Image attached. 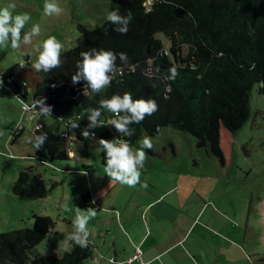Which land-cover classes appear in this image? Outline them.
Masks as SVG:
<instances>
[{
  "label": "trees",
  "instance_id": "16d2710c",
  "mask_svg": "<svg viewBox=\"0 0 264 264\" xmlns=\"http://www.w3.org/2000/svg\"><path fill=\"white\" fill-rule=\"evenodd\" d=\"M110 1L111 11L133 14L126 35L116 32L117 25L108 20L93 30L80 27L84 44L63 53L60 68L37 72L40 80L31 97L28 81L20 86L14 75L0 73L10 82L14 95L27 101L44 98L52 109L51 121L44 117L36 130V135L48 134L47 142L36 150L37 161L69 160V154L61 149L62 130L72 123L85 128L89 123L86 109L98 108L102 99L114 94L131 92L134 100L153 99L158 105L157 112L132 125L134 136L121 135L132 146L144 135L154 137L171 127L193 135L198 147L224 166L222 129L237 134L250 118L254 87L258 85L264 95V0H152L150 11L146 0ZM160 33L168 39L169 50L156 37ZM91 48L126 53L128 62L137 65L135 72L125 67L124 75H116L111 87L84 95L85 82L74 85L72 75L80 52ZM117 65L122 66L119 59ZM172 67L179 75L165 80ZM114 118L102 110L100 119L106 125ZM112 128L104 126L99 140L111 141ZM80 142L88 145L92 139L82 135ZM146 151L154 155L153 150ZM102 158L106 163L104 150ZM57 185L55 182L49 189L42 176L29 168L19 173L13 192L20 200L35 201L47 198ZM54 227L50 217L35 215L33 228L1 234L0 264H84L93 251L90 244L85 249L73 246L62 256H32L31 250Z\"/></svg>",
  "mask_w": 264,
  "mask_h": 264
},
{
  "label": "rangeland",
  "instance_id": "374dc122",
  "mask_svg": "<svg viewBox=\"0 0 264 264\" xmlns=\"http://www.w3.org/2000/svg\"><path fill=\"white\" fill-rule=\"evenodd\" d=\"M150 1L146 0L147 3ZM57 2L64 9L63 13L60 16L48 17L43 12L45 0H0V7L10 3L16 5L13 16L24 13L31 16V20L25 26V32L30 31L33 24H39L41 28L40 35L34 37L30 45H22L19 50H13L9 43L7 48H0V72L6 77L9 74L14 75L20 86L26 81L21 79L23 77L19 76L20 73L26 72L25 68L30 61L35 63L44 40L49 36H55L64 45L62 54L82 46L84 37L80 27L93 30L102 25L107 21V15L112 8L110 0H57ZM156 37L163 42L164 48L169 50V41L165 35L160 33ZM184 53H187V48L184 49ZM24 55L33 58L26 66H23L26 62ZM22 61L23 64L20 65ZM36 80L37 78L35 82ZM28 82L31 97L35 85L31 79ZM12 89L10 82L4 78L3 85L0 86V235L33 228L35 215L48 216L55 222V227L31 250V254L62 256L73 248L66 247L65 240L74 231L76 209H87L84 203L76 202L73 188V184L78 185L77 180L80 179L82 187H86V180L81 176H75V182L71 180L66 182L68 177L72 176L67 171L68 166L80 167L79 161L70 155L74 153L78 157L89 154L93 162V159L100 158L103 149L97 141L104 131V126L93 130L96 137L87 147L78 145L79 143L71 146L69 142L62 140L61 149L69 154V160H51L41 164L35 157L36 149L31 141L36 136V126H41L40 121L46 116H40L33 121L26 119L27 113L23 111L20 98L14 95ZM250 107V118L244 127L235 134L236 137L231 135L232 142L224 141L226 156L224 166L212 156L201 161L205 158L206 151L198 147L197 139L191 134L183 135L171 127H166L160 134L151 137L154 156L148 154L145 149L148 158L158 159L164 155V145L177 143L183 150L184 143L181 144L182 139L179 138L188 137L196 142L195 152L187 154H191L190 157L196 159L199 164L203 163V170L211 172L223 184V193L208 205V211L222 208L229 214L228 223L233 227L229 236L232 237V233L238 236L236 238L239 244L233 243L229 250L222 251L218 257L208 248V252L206 251L208 261L205 264H264V97L258 85L252 91ZM47 120L51 121V117L48 116ZM19 126H22L23 130L16 136L15 132ZM222 132L225 139L227 131L222 129ZM145 136L132 146L134 150L140 148ZM182 159L186 160L188 156H183ZM207 159L210 162H207ZM29 168L42 176L49 189L55 182L58 183L47 198L23 201L14 195L13 187L19 173ZM82 179L85 184L82 183ZM101 218L97 221L99 224L92 223V220L89 223L91 226L94 225L89 237L92 249L95 246L93 233L95 236L100 235L101 241L106 237V231H95L97 229L95 227H100ZM113 234L116 236L115 231ZM112 239L113 237H110L108 245ZM180 262H183L182 258Z\"/></svg>",
  "mask_w": 264,
  "mask_h": 264
},
{
  "label": "crops",
  "instance_id": "0c3cea01",
  "mask_svg": "<svg viewBox=\"0 0 264 264\" xmlns=\"http://www.w3.org/2000/svg\"><path fill=\"white\" fill-rule=\"evenodd\" d=\"M30 59L33 61L31 56L25 61ZM32 64L30 61L27 68L24 67L26 72L19 76L26 81L31 79L36 86L40 76ZM222 135L221 131L224 153V141L229 143L233 139L229 132L225 139ZM180 139L181 144L184 143L183 150L180 144L169 143L164 145V155L146 159L140 179L141 183H147V188L139 184L130 188L111 181L104 172L103 151L100 158L93 159L94 162L89 154L77 157L71 153L80 167L68 166L67 171L72 176L66 182H75V176L86 180V187L80 184L81 179L77 180L80 185L72 183L74 198L86 208H96L97 215L92 223L99 224L97 221L102 218L95 231H106L102 241L100 235L93 233L95 246L91 258L84 264H110L109 261L115 264H205L208 248L218 257L233 243L239 244L238 236L233 233L229 236L233 228L228 223L229 214L222 208L208 211V205L223 193V184L211 172L203 170V163L199 164L187 154L195 152L196 141L188 137ZM78 145L87 147L83 142ZM183 156L188 159H182ZM204 157L201 161L209 159L210 155L205 152ZM83 179L82 183L85 182ZM88 228L92 233L94 225ZM110 237L113 239L108 245ZM138 255L140 258H136ZM181 258L183 262H180Z\"/></svg>",
  "mask_w": 264,
  "mask_h": 264
},
{
  "label": "clouds",
  "instance_id": "9594fccd",
  "mask_svg": "<svg viewBox=\"0 0 264 264\" xmlns=\"http://www.w3.org/2000/svg\"><path fill=\"white\" fill-rule=\"evenodd\" d=\"M163 2L167 3L168 0H163ZM15 7L14 3L0 7V48H7L10 43L13 50H19L22 45H30L33 38L40 35L41 28L39 24H33L30 31H24L26 24L31 20V16L27 13L13 16ZM63 11L64 9L57 0H45L43 6L45 16H60ZM132 19L133 14L131 11H128L126 15H121L119 10H113L107 15V20L113 25H117L114 30L122 35L127 34ZM63 49L64 45L55 36H49L42 43V50L39 52L35 63L32 64L33 69L36 72L48 73L60 68L64 63L62 59ZM80 57L81 59L76 64V72L72 75V83L75 85L81 81L85 82L84 95H88L89 92L99 94L105 91L111 87L116 75H124L125 67L131 72H135L137 67V65L128 62V56L123 52L116 54L111 50L91 48L80 52ZM117 59H119L122 66L117 65ZM168 72L169 75L164 77L165 80H175L179 75L176 67L170 68ZM2 85L3 81L0 80V86ZM20 103L25 111H35L40 115L51 116L52 109L46 105L44 98L35 99L31 104L26 103L24 100H20ZM99 105L98 108L86 109L89 123L81 133L86 139H95V132L92 130L103 126L100 119L102 110H106L115 117L109 121V124L115 128L117 133L126 137L135 135L133 124L142 123L146 116H151L158 111L155 100H134L131 92H125L123 95L114 94L108 99H102ZM37 107H39V111L36 110ZM78 127V123H72L71 125L72 129ZM47 140L48 134L45 132L34 136L31 142L34 148L39 150ZM97 143L104 150L106 160L104 172L111 181L130 188H134L138 184L143 188H147V183H141L140 178L142 175L141 170L148 158L145 149L151 151L154 147L151 137L145 136L141 142V147L135 150L127 140L114 139L109 141L100 139ZM96 215L97 210L92 206L85 210L76 209L73 221L74 231L66 238V247L78 246L85 249L89 246L91 233L88 224ZM110 264H115V262L110 261Z\"/></svg>",
  "mask_w": 264,
  "mask_h": 264
},
{
  "label": "built area",
  "instance_id": "2783aa9c",
  "mask_svg": "<svg viewBox=\"0 0 264 264\" xmlns=\"http://www.w3.org/2000/svg\"><path fill=\"white\" fill-rule=\"evenodd\" d=\"M152 2H153L152 0L149 3L146 2L145 5L147 7V11H150L151 10ZM27 63H28V61H26L24 64L22 62V63H20V65L23 64V66L24 65L26 66ZM0 80L3 81V77L2 76H0ZM84 87H83L82 93H84ZM16 96L19 98L18 95H16ZM263 97H264V95H263ZM20 100H23V99L20 98ZM24 101L26 103H28V104H31L33 100H30V101L24 100ZM36 110L39 111V107H37ZM23 111L25 113H27V115L26 114L25 115H26V119H28L29 121H33V120L38 119L40 116H44V115H40L38 112H35V111L29 112V111H25L24 109H23ZM102 123H103L104 126H109V124L106 125V123L104 121H102ZM71 125L72 124L68 125V128H65L64 131L61 133V135H62L63 141L69 142L71 144V146H72V145L78 143V139L82 137V134L81 133H82V130L84 128H82V129L81 128L72 129L71 128ZM40 128H41L40 125H37L36 126V129L37 130H39ZM22 130H23V127L22 126H19V128L15 132V135H19L20 134V131H22ZM111 133H112V140H114V139L127 140V139L122 138L121 135L119 133H117V131L115 130L114 127L111 129ZM95 137H96V135H95ZM127 141L131 145L130 141L129 140H127ZM136 258H140V255H138Z\"/></svg>",
  "mask_w": 264,
  "mask_h": 264
}]
</instances>
